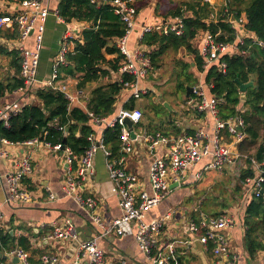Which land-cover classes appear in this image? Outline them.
<instances>
[{
    "label": "built area",
    "instance_id": "built-area-1",
    "mask_svg": "<svg viewBox=\"0 0 264 264\" xmlns=\"http://www.w3.org/2000/svg\"><path fill=\"white\" fill-rule=\"evenodd\" d=\"M95 7L110 5L115 15L119 16L126 25V34L117 39L116 44L120 53L124 56L117 76L118 83L122 84V91L128 92L131 100H140L149 94L148 87H142L153 74V61L151 58L153 47L142 43L146 35L157 34L158 36H183L185 32L184 19L186 17H174L165 21H158L152 24L141 25L138 21V11L133 6L132 0H90ZM229 1V0H226ZM19 10L16 13L0 16V30H14L18 34V45L9 42L11 49L21 54L20 79L23 81L17 92L34 96L36 89L52 88L67 95L70 103L76 102L83 97V91L78 90L76 95H71L67 89L58 85L61 76L60 69L67 66V56L74 52L76 42L83 44L82 32L86 22L66 20L59 15V11L51 12L45 0H17ZM226 21L231 23L236 34L233 43H226L218 40V34L205 31L201 38L200 55L204 60V71L211 66L217 65L219 71L226 74L227 65L221 61L223 56L246 55L241 51L245 40L251 38L246 28L247 17L241 16L235 19L228 11H225ZM53 15L57 22L65 26V31L57 52L49 77L46 80H39L41 66V54L44 48L47 20ZM90 24V23H89ZM91 25V24H90ZM91 27V26H89ZM88 27V28H89ZM138 30L136 43L130 49L128 43L131 35ZM34 37L33 48L28 49L24 43L28 38ZM257 41V38H252ZM259 45H262L259 43ZM204 73V72H200ZM129 76L132 81H125L123 76ZM212 85L199 84L193 86V92L188 98L192 110L200 114H210L215 122L213 135L203 129L193 133L186 131L178 134H164L162 132L148 133L142 125L145 116L143 109H126L121 107L117 115L108 118L96 117L89 113L90 118L96 125L105 124L107 128L119 125L121 133V157L112 158V154L104 144L103 136L98 137L95 133L88 136V148L81 156H77L67 145L58 143L51 145L46 141L34 139L23 144H14L6 139L0 138V157H8L6 147L28 145L31 147H44L54 153L64 156L66 163V176L62 185V191L67 198L72 199L88 215L90 221L96 226L99 233L90 240L80 241V232L72 218H64L54 224L53 231L44 240L47 242H59L61 245L72 246L75 249V257L71 264H104L105 252L100 247L102 239L110 236H126L134 234L140 250L145 254L150 264H179L175 257V244L172 242L166 249L159 248V237L162 234L171 214H167L159 220L148 222L147 213L159 207L172 192L171 186H182L187 181V172L197 166L204 159L209 158L210 163L207 170L234 169L236 177L241 178V184L247 186L254 198H262L264 201V162H258L253 155H246L237 149L236 145L243 142L246 137L244 133L245 119L243 114L246 110L238 107V115L223 119L220 115L221 99L209 94ZM119 96L117 97V99ZM23 105L19 102L8 103L0 108V121L4 126L9 127L11 117L20 113ZM88 111V110H87ZM125 119H130L134 124L135 138H132ZM64 136H68L65 127L62 129ZM231 140V142H230ZM135 143L144 145L154 160L149 168V182L151 194L146 191L136 175L128 172L125 162L126 156L134 153ZM163 149L162 156H156L157 150ZM102 152L106 158L109 180L111 183V196H114L119 203L120 216L117 218H106L98 213L100 207L98 198L103 197L87 193L85 186L91 182L96 174L95 160ZM253 172L254 176L243 175ZM34 168L30 156L23 157L17 163V169L6 176L8 193H6L5 204L8 206H31L37 202L31 192V184L28 178L33 174ZM49 190V189H48ZM97 193V192H96ZM98 195V193H97ZM50 199L55 196L50 193ZM4 213L0 209V241L3 235L1 228L4 221ZM236 224L230 214H223L211 219H201L199 222H191L189 231L199 233L198 242L210 249L215 257L216 264H236L235 259L230 258V240L228 230ZM0 247L2 244L0 242ZM8 255L15 256L23 264H32L29 254L22 248H16ZM59 258L50 254H43L40 264H58ZM121 264H128L122 261Z\"/></svg>",
    "mask_w": 264,
    "mask_h": 264
},
{
    "label": "crops",
    "instance_id": "crops-1",
    "mask_svg": "<svg viewBox=\"0 0 264 264\" xmlns=\"http://www.w3.org/2000/svg\"><path fill=\"white\" fill-rule=\"evenodd\" d=\"M45 1L51 12L58 10L60 0ZM230 1L231 0H150L148 6H141V11H138V21L141 25L152 24L158 21H167L174 18L173 13H175L178 8H182L185 17L191 18L193 17L192 11L187 12L185 10L186 7L182 5L187 3H200V5H209L210 9L213 11L209 18L205 19V22L217 23L226 18V10L231 12L229 8ZM17 10H19L17 0H0V16L16 13ZM244 15L245 13H243L242 16ZM89 26L90 24L87 22L83 24L84 29ZM64 31L65 26L57 22L56 18L51 15L47 20L44 48L41 54V66L39 70L40 81L46 80L51 73L53 60L57 52L60 50ZM0 32V45L9 51H17L15 49H11L8 45L9 42H13L18 45L19 40L17 32L9 29H2ZM203 33H205V31H200L197 34L196 39L192 41L193 49L198 51L200 50L199 42L203 37ZM137 34L138 30L133 33L129 39L128 45L130 49H133L135 46ZM249 36L251 38H256L253 33H250ZM116 41L117 40H115V42ZM33 42L34 37H31L26 40L24 45L26 48L32 49ZM180 51H182L181 53H183L182 55L184 57L192 58L194 61V56L190 51L185 48H180L178 52ZM107 58L112 59L113 57L108 56ZM9 64L10 60L8 58H0V74L8 72L12 74L14 73L13 70L9 69ZM191 64V69L194 71L193 74H196L195 77L198 78L199 84L204 85L205 72H198V70L194 67V62H191ZM155 76L156 74H154V79L149 81V86H146L151 91L153 87L152 84H155ZM116 79L117 76L113 74L110 80L115 81ZM0 80L2 79L0 78ZM59 81L60 83L58 85L65 87L69 94H77L79 90L77 88L78 80L70 78L63 79L61 77V79L59 78ZM39 88L42 87L40 86ZM88 90L89 89L82 90L84 94L83 97L72 103V108L78 107L87 112L91 94V91L89 93ZM129 97L130 94L125 91L119 94V98L116 103V113L108 120L113 119L121 107L125 108V104L128 103H126V101ZM242 100H245V95H242ZM13 102H19L21 105L26 106L33 103H39V99L37 98L36 93L32 96L15 91L13 93H8L2 99L1 107ZM140 108L143 109L142 107ZM143 110L145 111L144 114L147 113L150 116L152 115L151 113H148L147 110ZM200 115H204L206 117L205 120L197 121L193 125L188 124L184 115L181 114L180 116H175V118H171L166 121L169 125L166 131L150 130L149 128L145 129L148 133L162 132L164 134L171 135H178L184 131L193 133L198 129H203L207 133L213 135L215 130V122L213 118L210 114ZM149 119H152V116ZM160 122L162 123L165 121L161 120ZM91 125L98 137L103 136L104 127L95 126L96 124L93 123H91ZM135 145L137 149H135L133 154L126 156L124 166L129 173L136 175L139 178L143 188L151 194L149 168L155 157L149 153L144 145L138 143H135ZM236 147L239 149L238 144ZM6 150L8 151V157H0V209L4 213L5 219L1 228L3 235L0 241L2 244V247H0V264H23V262L15 256L6 254V252L16 248L24 249L29 254V260L32 264H40V258L45 253L59 258L58 264H71L75 257V249L72 246H63L59 242H47L44 240V238L47 235H50L53 231L54 224L66 217L72 218L79 229L81 242L90 240L95 235H98L99 231L90 221L87 213L83 211L72 199L67 198L62 191V185L66 176V163L64 162V159L61 158L62 156L60 153H54L52 150L44 147L43 145L38 147L18 145L6 147ZM163 154V149H159L155 153L156 156H162ZM25 156H30L32 160L34 172L28 178V181L31 184V192L34 194L33 196L36 198L37 202L31 206L24 207L17 205L8 206L4 202L7 196L6 193H8L6 176L9 173L16 171L17 163ZM209 163L210 159L206 158L197 166L191 168L187 172V181L182 186L172 189V192L159 207L147 213L148 222L159 220L167 214H171V218L167 221L166 226L159 237V248L166 249L169 244L174 242L176 249L175 257L179 264H216L212 251L197 241L199 233L190 232L188 227L193 221L197 223L201 219H211L223 214H230L236 221L235 226L227 232L230 240V258L232 260L235 259L236 264H264V250L260 251L255 258H251L245 245L246 210L254 199L251 191L247 186L241 184V178L236 177V171L234 169L226 168L221 171H206L205 168ZM95 168V177L87 184V186H85L86 192H90L97 197H103L104 200L98 198L100 204L98 209L99 214L105 216L106 218H117L121 214L119 203L114 196H111V183L107 170V162L102 152H100L96 157ZM224 177H232L233 179L235 177L234 180L236 182L239 181V184L237 185L241 190V196H234L236 203L228 209L224 206L223 212L216 211L208 214L201 208V216L199 219L190 216L194 207H190L188 201L193 199L198 204V207L207 206L208 194L211 193H206L207 190L205 191V189L209 183H212L213 187L216 188V181H222V178ZM221 185L223 187L226 186L223 182ZM198 187H200V193L196 191ZM50 193L55 196V199H50ZM215 197L218 202L221 201V198L218 195H215ZM209 209L214 211L212 208ZM7 234L12 236V240H10L6 245L2 238ZM21 238L27 240V245L29 244L27 248H25L27 245H20L19 239ZM100 247L105 252L104 264H121L122 261H126L128 264H150L145 254L140 250L134 234H128L122 237L110 236L109 238L102 239L100 241Z\"/></svg>",
    "mask_w": 264,
    "mask_h": 264
},
{
    "label": "trees",
    "instance_id": "trees-1",
    "mask_svg": "<svg viewBox=\"0 0 264 264\" xmlns=\"http://www.w3.org/2000/svg\"><path fill=\"white\" fill-rule=\"evenodd\" d=\"M112 1V0H109ZM137 11L141 6H148L150 0H132ZM182 6L186 11H192L193 17L184 19L185 32L183 36L169 35L158 36L157 34L146 35L142 43L155 47L151 58L153 65L169 50L178 51L185 48L194 56V67L198 72L204 71V60L198 50L192 48V41L196 39L200 31L212 34H220L218 40L233 43L235 30L226 18L214 23H206L205 19L213 13L209 5L200 3H187ZM230 13L235 19H239L243 13L247 17L246 28L255 34L257 41L252 38L245 40L241 51L246 55L223 56L221 61L227 65L226 74L219 71L217 65L211 66L205 72V83L212 85L210 94L221 99L220 115L228 119L238 115L237 108L244 107L246 134L243 142L239 144L241 153H249L255 159L264 162V0H231ZM59 15L66 22L73 20L90 23L91 27L82 32L83 44L76 42L73 53L68 54L67 66H62L60 76L63 79L78 80L77 88L87 90L92 84H98L111 79L113 74L118 73L124 56L117 48L115 40L126 34V25L120 17L115 15L110 5L95 7L90 0H60L58 5ZM182 8H178L174 17H185ZM1 33V32H0ZM1 35V34H0ZM261 43L262 45H259ZM113 57L108 59L107 57ZM0 58L10 60L9 69L14 73L0 74V107L2 99L8 94L17 91L23 86L19 73L21 70V54L17 51H9L0 45ZM185 70L179 76L178 89L186 93V86H193V75L188 74L192 68L191 63L181 62ZM181 77L185 81L181 82ZM248 84L254 83V87L248 88L245 94H241L236 79ZM125 81H132L129 76H123ZM100 85L92 89L87 107V112L71 107L67 95L52 88H38L36 95L39 103L23 107L22 111L11 117L9 127L0 121V138L6 139L14 144H23L34 139L46 141L51 145L58 143L66 144L77 155L81 156L88 148V136L96 133L91 123L89 113L99 118H112L116 113L117 97L122 91L123 85L117 81ZM245 95V100H242ZM126 109L136 108V100L133 98L125 104ZM94 124V123H93ZM105 125V124H101ZM103 131L104 144L112 154V158L121 157V133L119 125L113 128L105 126ZM68 131L65 137L62 129ZM79 133V136H78ZM66 140V143H64ZM254 176L253 172H247L242 178ZM264 187V184H263ZM245 245L251 258L264 250V201L262 198H254L246 210L245 217ZM2 240L7 243L12 240L10 234L5 235ZM20 245H27V240L19 239ZM29 244L25 247L27 248Z\"/></svg>",
    "mask_w": 264,
    "mask_h": 264
},
{
    "label": "rangeland",
    "instance_id": "rangeland-1",
    "mask_svg": "<svg viewBox=\"0 0 264 264\" xmlns=\"http://www.w3.org/2000/svg\"><path fill=\"white\" fill-rule=\"evenodd\" d=\"M153 50L155 51V47H153ZM181 52L182 51L178 52L169 50L156 61L155 65H153L152 71L153 74H156V80L154 81L155 84H152V91L150 90L147 96L143 97L140 100H137L136 108L142 107L143 109L147 110L148 113L152 114V119L144 116L142 120V125L146 129L149 128L150 130L166 131L169 127V125L167 124L168 122L166 121L171 118H175V116H180L181 114L184 115L186 122L191 125L195 124L197 121H203L206 118L204 115H200L196 111L192 110L191 106L189 105L190 100L186 99L185 93L177 88L179 76L181 74L183 75V71L185 70L181 62L188 64L193 62L192 58L184 57L182 55L183 53ZM190 69H188L187 71L188 74L193 75V77L195 78L196 81H194L193 79L191 80L192 85L195 86L198 83V78L195 77L196 74H193L194 71ZM152 79H154V76H150L147 82H143L141 86H149L148 83H150L149 81ZM180 79L181 82L185 81V78L183 77H181ZM107 80L110 79H105V81L98 84H92L89 87V93L90 91H92V89L110 82ZM164 103H168L170 105V110L164 107ZM246 109L248 108L246 107ZM161 120H164L166 123H161ZM253 153H255V150H252L251 152L245 154L252 155ZM61 158H64V156H62ZM234 179L232 177H224L222 178V181L217 180L216 188L213 187L212 183H209V185L205 189V191L207 190L206 193H211L208 194V205L198 207L196 201H194L193 199L189 200V206L194 207V210H192L190 216L199 219L201 216V208L209 214L216 211L223 212L224 206L228 209L230 206L234 205L236 203V199L234 196H241V190L237 185L239 184V181L236 182ZM222 182L225 183L226 186L223 187L221 185ZM196 191L200 193V187H198ZM215 195H218L221 198V201L218 202ZM209 208H212L214 211H211Z\"/></svg>",
    "mask_w": 264,
    "mask_h": 264
},
{
    "label": "water",
    "instance_id": "water-1",
    "mask_svg": "<svg viewBox=\"0 0 264 264\" xmlns=\"http://www.w3.org/2000/svg\"><path fill=\"white\" fill-rule=\"evenodd\" d=\"M236 82L239 86V90L241 94H245L246 91L248 90V88L250 87H254V83L250 82L248 84H244L242 83L239 78L236 79ZM193 92V87L192 86H186V93H185V97L188 99L191 95V93ZM164 107H166L167 109L170 110V105L168 103H164ZM143 112L145 113V111L143 110ZM146 117L150 118L151 116L149 114H145ZM125 124L128 127L132 138H135V131H134V124L130 119H125ZM64 143H66V140H64ZM66 145V144H65ZM175 187H177L176 185L171 186V189H174Z\"/></svg>",
    "mask_w": 264,
    "mask_h": 264
}]
</instances>
